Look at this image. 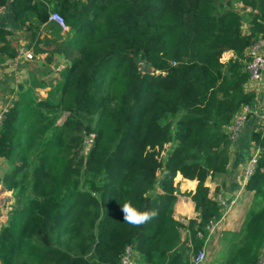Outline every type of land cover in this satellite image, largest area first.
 I'll use <instances>...</instances> for the list:
<instances>
[{
    "label": "trees",
    "instance_id": "obj_1",
    "mask_svg": "<svg viewBox=\"0 0 264 264\" xmlns=\"http://www.w3.org/2000/svg\"><path fill=\"white\" fill-rule=\"evenodd\" d=\"M8 3L34 53L50 49L39 29L56 11L77 54L44 98L24 92L1 120L0 157L19 163L0 176L16 197L0 227V264H120L126 245L139 264H193L221 215L204 183L227 174L226 127L255 97L247 50L264 39V0H0V9ZM10 33L0 26V63L18 56ZM250 140L259 153L243 189L253 200L241 228L221 235L222 264H258L264 248V131ZM178 173L197 181L185 249L173 217ZM124 203L156 214L131 226ZM36 214L48 245L37 241Z\"/></svg>",
    "mask_w": 264,
    "mask_h": 264
},
{
    "label": "rangeland",
    "instance_id": "obj_2",
    "mask_svg": "<svg viewBox=\"0 0 264 264\" xmlns=\"http://www.w3.org/2000/svg\"><path fill=\"white\" fill-rule=\"evenodd\" d=\"M235 9L242 13L243 16V29L247 27L248 17L245 15V11L242 5L235 4ZM46 33L44 38L49 34L51 46L50 50L45 52H39L36 54L33 52L34 43L31 42L29 46V37L25 31L21 32L18 28L11 29V33L8 36L10 43L17 47V49H29L31 58L16 57L12 60H5L0 63V112L12 105V99L16 100L23 96L26 92L30 98L38 100L44 98L52 85L55 84V78L58 75V71L63 69L66 65H69L72 58L77 54L76 47L69 43L70 34L68 33L67 26L65 28L48 25L45 29ZM46 35V36H45ZM45 49H48L45 47ZM55 49V51H51ZM43 53V54H41ZM47 57H51L50 60ZM229 58V53H224L221 57L222 61H226ZM138 69L140 71H146L144 63H138ZM26 95V94H25ZM24 95V96H25ZM68 116L67 111L61 110L58 114V118L55 121L56 127H61ZM85 146L84 151L88 148L87 142H90L89 136L84 138ZM232 144V143H231ZM172 147V143L165 145L164 150L159 155V158ZM76 148L74 149V151ZM19 162H13L12 160L0 157V176H3L8 172L13 165ZM217 197V196H215ZM15 194L11 190L4 188L0 183V227L5 225L9 214L15 206ZM38 239L37 241L42 245L50 244L46 238L45 232L42 230L43 216L36 214ZM188 246V238L186 235L180 236L178 242V249H185ZM214 249L212 248V252ZM206 256V253H205ZM208 259V257H207ZM205 260V258H204Z\"/></svg>",
    "mask_w": 264,
    "mask_h": 264
},
{
    "label": "crops",
    "instance_id": "obj_3",
    "mask_svg": "<svg viewBox=\"0 0 264 264\" xmlns=\"http://www.w3.org/2000/svg\"><path fill=\"white\" fill-rule=\"evenodd\" d=\"M48 25L59 26L52 21H47V23L43 24L39 29L40 37H44L46 33L45 29ZM0 26H7L10 30L18 28L14 24L9 3L6 7L0 9ZM19 30L23 32V30ZM26 36L28 38V35ZM46 37H49V34ZM30 44L31 43H29V46L32 47ZM49 50L50 49H46L45 53H49L47 52ZM225 53H229V57L232 56V52L230 51ZM252 90L255 92V97L250 105L252 112L232 141L227 174L224 178L219 177L214 180L207 178L204 183L209 187V194L211 197L218 195H223L227 199L235 197V202L231 205L226 214L217 221L213 232L205 240L203 249L205 250L206 256L205 260L199 264H222L223 261L220 260L223 259L224 255L227 253L228 244L226 239H223L221 235H223V232H237L241 228L245 213L253 200L252 192L240 188L243 169L253 149L250 135L259 126L261 116L264 112V67L262 68L260 79L253 84ZM222 181L224 182L223 184ZM175 185L178 186L180 193L177 194L173 206V217L181 224L179 228L180 236H182V234L186 235L189 240L188 221L189 219L198 217V212L195 209V205L189 193L192 194L195 191L197 181L183 178L181 174L178 173L175 178ZM217 187L219 188V192L215 190ZM216 198L217 197H215V199ZM212 248L214 249L213 252Z\"/></svg>",
    "mask_w": 264,
    "mask_h": 264
},
{
    "label": "built area",
    "instance_id": "obj_4",
    "mask_svg": "<svg viewBox=\"0 0 264 264\" xmlns=\"http://www.w3.org/2000/svg\"><path fill=\"white\" fill-rule=\"evenodd\" d=\"M48 21H52L57 25H59L60 27L63 28L66 27L63 16L56 11H52L49 13ZM247 53L251 56V61H249V63L247 64V69L249 71L250 76H249V80L245 84V87L248 90H252L253 84L260 79L261 71L262 68L264 67V39H258L252 46L249 47ZM18 57L31 58L32 55L30 54L29 50L18 49ZM6 110L7 107L0 112V123ZM251 112L252 110L250 105L242 106L240 111L232 119L231 123L226 127L227 129L226 131L232 141L235 139L236 135L245 124ZM256 130L264 131V112L261 116L260 124ZM258 153H259V148L254 147L253 145L252 152L243 169L240 189H243L245 182L252 173L253 168L256 164ZM216 200L218 201L221 207V215L220 218L218 219L220 220L221 217L226 214V212L229 210L231 205L235 202V197L227 199L223 195H218ZM217 221L210 222V224L206 226V229L208 230V236L213 232V229L217 224ZM204 258H205V250L203 249L202 246V248L197 252L195 257H193V264H199L204 260ZM120 264H139L135 258V252L131 247V245L125 246ZM258 264H264V248L262 249Z\"/></svg>",
    "mask_w": 264,
    "mask_h": 264
},
{
    "label": "clouds",
    "instance_id": "obj_5",
    "mask_svg": "<svg viewBox=\"0 0 264 264\" xmlns=\"http://www.w3.org/2000/svg\"><path fill=\"white\" fill-rule=\"evenodd\" d=\"M122 219L131 226L138 227L150 221L155 216V211H138L130 203L121 207Z\"/></svg>",
    "mask_w": 264,
    "mask_h": 264
}]
</instances>
